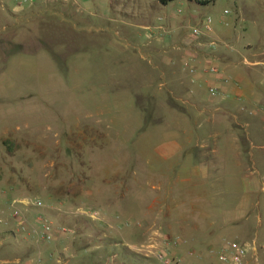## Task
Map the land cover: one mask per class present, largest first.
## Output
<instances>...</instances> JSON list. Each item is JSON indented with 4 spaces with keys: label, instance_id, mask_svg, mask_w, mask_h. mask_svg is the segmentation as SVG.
Wrapping results in <instances>:
<instances>
[{
    "label": "rangeland",
    "instance_id": "374dc122",
    "mask_svg": "<svg viewBox=\"0 0 264 264\" xmlns=\"http://www.w3.org/2000/svg\"><path fill=\"white\" fill-rule=\"evenodd\" d=\"M46 4L52 10L41 12ZM191 6L188 0L166 6L156 0H31L21 7L30 9L29 19L15 27L11 40L0 41V241L5 256L53 264H165L160 253L172 264L178 259L189 264L198 257L201 250L185 248L178 224L161 223L153 214L149 183L157 178L142 174L141 185L136 184L137 136L123 150L116 137L90 134L99 130L89 123L73 128L90 110V97L108 83H122L124 61L147 65L141 50L158 35L159 15L173 14L172 31L181 45L201 38L193 30L202 28V15L188 18ZM203 9L215 30L237 43L258 44L264 37V0H214ZM14 200L37 203L19 206L28 233L20 232L13 219ZM34 212L46 215L56 229L66 226L73 232L41 243ZM177 236L181 239L168 254L167 243ZM32 244L42 245L40 254Z\"/></svg>",
    "mask_w": 264,
    "mask_h": 264
},
{
    "label": "crops",
    "instance_id": "0c3cea01",
    "mask_svg": "<svg viewBox=\"0 0 264 264\" xmlns=\"http://www.w3.org/2000/svg\"><path fill=\"white\" fill-rule=\"evenodd\" d=\"M12 2L0 0V41L11 40L29 19L30 9ZM190 4L197 11L188 18L202 15L201 38L181 45L173 14L159 15L158 37L141 50L147 65L124 61L131 65L122 70V83H108L105 95L90 97V110L71 127L89 123L99 130L90 134L116 137L122 148L137 136L135 182L141 185L142 174L157 178L149 183L153 214L180 226L185 248L201 250L189 264H224L209 250L226 242L247 248L244 264H264V37L246 46L214 27L205 33V19L212 17L202 14L207 6ZM45 6L41 12L52 10ZM211 65L230 82L208 74ZM129 78L133 83H125ZM214 84L222 87L220 95L209 93ZM62 237L57 232L56 239ZM2 245L0 264H18L21 258L5 256ZM33 246L40 254L42 245ZM21 263L38 264L33 258Z\"/></svg>",
    "mask_w": 264,
    "mask_h": 264
},
{
    "label": "built area",
    "instance_id": "2783aa9c",
    "mask_svg": "<svg viewBox=\"0 0 264 264\" xmlns=\"http://www.w3.org/2000/svg\"><path fill=\"white\" fill-rule=\"evenodd\" d=\"M31 0H21V2L17 3V6L23 7V5L26 2H29ZM225 13H228V11H225ZM213 30V19L212 17H206L203 31L205 33H211ZM194 34L200 35L202 33V29L194 28L193 30ZM192 72H194V68H191ZM205 71L208 74H211L215 78L217 77L220 83H229L230 78L224 77L220 75V70L217 66L211 65L208 66ZM213 81V80H212ZM214 83H219L216 80H214ZM209 93L212 96H217L222 93V87L218 86L216 84L209 87ZM264 116V113H263ZM37 203H29L28 201H22V200H14L12 202V208H13V219L16 221L17 227L20 232L22 233H28L30 226L28 225V222L25 218L22 216V209L19 207L21 206H36ZM34 223L36 224V230L34 231L35 236L37 240L40 242H51L56 238L57 232H59L60 235H64L66 233L73 232L72 230H69L66 226L59 227L56 229L53 222L46 217V215L39 213L35 216ZM180 238L176 237L172 240H169L167 243V250L168 254H170L169 249L171 246H174L178 244ZM209 252L213 255H215L219 262L224 264H244L245 258L247 255V248L245 246H238L234 245L231 242H226L219 250H216L214 248H211ZM158 258L163 261L165 264H172L174 260L167 258L166 253H160L158 254ZM38 264H44V261L39 258L37 260ZM176 264L180 263V259L176 261Z\"/></svg>",
    "mask_w": 264,
    "mask_h": 264
},
{
    "label": "trees",
    "instance_id": "16d2710c",
    "mask_svg": "<svg viewBox=\"0 0 264 264\" xmlns=\"http://www.w3.org/2000/svg\"><path fill=\"white\" fill-rule=\"evenodd\" d=\"M156 1L159 2L162 5H167V4L171 3V2L178 1V0H156ZM188 1L193 2V3H195V4L199 5V6H208L211 3H213L214 0H188Z\"/></svg>",
    "mask_w": 264,
    "mask_h": 264
}]
</instances>
